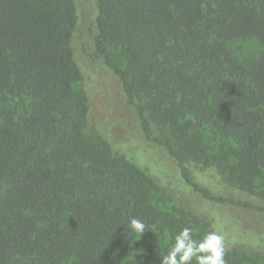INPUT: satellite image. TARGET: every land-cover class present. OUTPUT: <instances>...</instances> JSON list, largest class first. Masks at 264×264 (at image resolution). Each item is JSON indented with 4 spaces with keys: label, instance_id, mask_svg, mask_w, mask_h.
Returning a JSON list of instances; mask_svg holds the SVG:
<instances>
[{
    "label": "trees",
    "instance_id": "trees-1",
    "mask_svg": "<svg viewBox=\"0 0 264 264\" xmlns=\"http://www.w3.org/2000/svg\"><path fill=\"white\" fill-rule=\"evenodd\" d=\"M95 3L94 55L118 78L145 137L206 202L264 211L212 193L189 167L213 168L264 202V0ZM76 26V0H0V264H136L133 251L160 264L181 229L199 240L211 221L154 204L165 191L158 181L88 127ZM238 39L257 50L238 58L229 45ZM131 218L146 225L140 237ZM258 257L226 247V264Z\"/></svg>",
    "mask_w": 264,
    "mask_h": 264
},
{
    "label": "rangeland",
    "instance_id": "rangeland-1",
    "mask_svg": "<svg viewBox=\"0 0 264 264\" xmlns=\"http://www.w3.org/2000/svg\"><path fill=\"white\" fill-rule=\"evenodd\" d=\"M77 26L72 38L74 59L82 72V85L88 97V127H93L108 139L112 148L150 173L162 186L152 200L169 209L173 204L195 209L211 221V232L225 237L226 247H237L264 253V211L252 207L211 204L186 183L176 161L160 145L148 140L141 128L136 110L127 104L118 78L100 57L94 55L93 37L96 33L95 0H76ZM236 56L244 59L257 50L253 40L238 39L230 42ZM155 134L160 130L153 127ZM192 178L212 193L249 201L254 205L264 202L236 187L222 183L213 168L191 164ZM153 242H158L154 239ZM142 247V245H140ZM136 264H153L140 255L130 254ZM258 261H264L258 257Z\"/></svg>",
    "mask_w": 264,
    "mask_h": 264
},
{
    "label": "clouds",
    "instance_id": "clouds-1",
    "mask_svg": "<svg viewBox=\"0 0 264 264\" xmlns=\"http://www.w3.org/2000/svg\"><path fill=\"white\" fill-rule=\"evenodd\" d=\"M128 228L134 236L140 237L146 230L145 223L131 218ZM194 229L184 227L174 237L167 253L161 257L160 264H226V242L224 235L209 232L202 239H194Z\"/></svg>",
    "mask_w": 264,
    "mask_h": 264
}]
</instances>
